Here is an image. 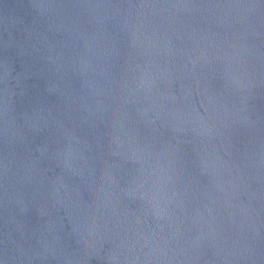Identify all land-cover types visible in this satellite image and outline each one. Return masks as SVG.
Masks as SVG:
<instances>
[{"label":"water","instance_id":"1","mask_svg":"<svg viewBox=\"0 0 264 264\" xmlns=\"http://www.w3.org/2000/svg\"><path fill=\"white\" fill-rule=\"evenodd\" d=\"M0 264H264V0H0Z\"/></svg>","mask_w":264,"mask_h":264}]
</instances>
